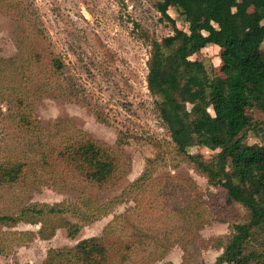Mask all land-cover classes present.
Returning a JSON list of instances; mask_svg holds the SVG:
<instances>
[{"label":"trees","instance_id":"1","mask_svg":"<svg viewBox=\"0 0 264 264\" xmlns=\"http://www.w3.org/2000/svg\"><path fill=\"white\" fill-rule=\"evenodd\" d=\"M171 6L184 17L187 31L174 26ZM155 7L172 23L173 34L149 39L146 87L171 150L155 146L158 151L145 160L143 172L119 196L102 202V195L132 168L124 143L119 139L111 147L67 119L44 133L34 103L66 95L64 65L23 0H0V11L25 29V37L16 36L24 50L17 47L10 58L0 57V115L6 104L16 140L0 154V194H31L47 186L77 196L75 202L29 203L0 215V252L34 237L49 240L58 230L74 239L83 225L107 217L132 198L134 207L115 216L101 236L51 248L44 264H173L164 262L169 251L176 245L186 251L189 243L221 251L214 264H264V147L240 152L248 132L257 130L246 108L264 115V60L256 54L264 42V0H161ZM202 31L209 35L202 37ZM208 44L222 48L220 77L204 61L190 59ZM211 139L218 149L212 160L190 152ZM168 154L206 178L215 191L207 192V202H200L204 194L192 178L155 176ZM148 193L158 204L152 224L142 213L152 209L144 204ZM178 200L177 209H168ZM211 222L229 224L230 236L204 240L198 232ZM24 223L39 228L35 233L11 231Z\"/></svg>","mask_w":264,"mask_h":264},{"label":"rangeland","instance_id":"2","mask_svg":"<svg viewBox=\"0 0 264 264\" xmlns=\"http://www.w3.org/2000/svg\"><path fill=\"white\" fill-rule=\"evenodd\" d=\"M159 1L23 0L24 6L30 8L36 18L33 21L41 28L51 49L64 65L62 85L66 95L57 99L44 97L34 103V113L44 133H50L59 119L71 120L77 128L111 147L116 148L120 139L124 143L123 149L131 157L130 172L115 188L102 195V202L119 196L143 172L145 160L158 151L155 146L166 152L171 150L170 138L146 87L149 39L160 41L173 34L172 23L163 19L155 7ZM168 15L177 29L187 31L184 17L175 7L168 9ZM18 23L13 16L0 11L1 58L15 55L17 47L24 50L22 42L19 46L16 44V36L25 37V29ZM215 28L218 30L220 26L215 25ZM208 35L207 31L201 32L202 37ZM221 52L220 46L208 44L190 59L204 61L211 66L212 75L220 77ZM256 54L264 60V42ZM209 111L212 114V109ZM1 113L0 154L7 150L8 143L16 141L11 136L12 126L6 117V104L1 105ZM245 113L257 130L248 132L241 145V153L264 147L263 113L249 108ZM190 152L210 161L218 153L217 141L211 139ZM155 176L192 178L204 194L200 201L202 204L208 200L207 192H215L207 185L205 177L190 165L179 162L173 154L167 155L166 163L156 170ZM154 197L153 193L146 194L144 204L152 209L142 212L150 224L156 218L154 210L158 205L152 204ZM76 198L72 191H55L47 186H41L31 194L8 192L0 194V215L15 213L29 203L75 202ZM180 205V200L168 203V209H177ZM133 207L132 198L125 204L116 205L107 217L83 225L74 239L68 238L64 230H58L49 240L34 237L26 244L7 245L0 252V264H44L49 249L68 248L81 240L101 236L105 226L115 216ZM38 228L24 223L11 231L35 233ZM198 233L204 240L227 238L231 228L227 223L211 222ZM220 254L221 251L201 250L189 243L186 251L181 246H174L164 262L179 264L185 260L189 264H214Z\"/></svg>","mask_w":264,"mask_h":264}]
</instances>
